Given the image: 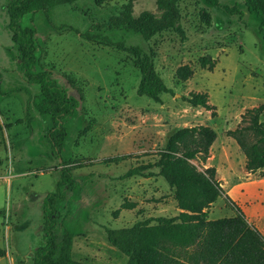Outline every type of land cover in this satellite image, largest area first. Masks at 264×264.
Wrapping results in <instances>:
<instances>
[{
    "label": "rangeland",
    "instance_id": "rangeland-1",
    "mask_svg": "<svg viewBox=\"0 0 264 264\" xmlns=\"http://www.w3.org/2000/svg\"><path fill=\"white\" fill-rule=\"evenodd\" d=\"M10 1L0 0V264H32L34 251L44 244L42 201L55 191L62 161L74 167L82 195L71 206L66 200L58 204L56 234H73L72 258L82 264H127L109 244L106 230L178 214L173 192L157 168L146 171L154 174L148 178H127L126 172L156 162L175 131L199 125L212 128L217 137L206 163H192L199 171L214 168L223 191L207 218L242 215L264 238V173L246 171L243 151L228 136L248 125L242 121L247 110L264 105V40L258 19L243 0H218L235 5L241 18L202 0H180L184 36L166 32L150 41L110 26L129 0H79L48 14L26 15L20 24L35 31L39 69L50 71L69 95L82 96L75 117L65 122L60 158L47 138L49 118L30 103L39 87L29 84L17 66L6 12ZM145 11L160 15L155 0L133 2L134 17ZM84 33L95 39L85 40ZM104 39L147 54L153 50L155 70L173 94H161L159 103L139 96L136 59L107 46ZM204 56L216 62L213 71L200 68ZM181 66L193 70L185 82L176 78ZM191 93H206L215 116L183 100ZM18 120L22 123L16 124ZM260 122L264 124V111ZM64 194L67 199L69 193ZM125 203L135 207L114 218L113 212Z\"/></svg>",
    "mask_w": 264,
    "mask_h": 264
},
{
    "label": "trees",
    "instance_id": "trees-1",
    "mask_svg": "<svg viewBox=\"0 0 264 264\" xmlns=\"http://www.w3.org/2000/svg\"><path fill=\"white\" fill-rule=\"evenodd\" d=\"M77 1L11 0L6 6L8 30L17 52L18 69L29 84L39 87L38 94L32 97L30 103L40 116L49 118L52 128L47 138L58 158L67 137L65 122L75 117L82 96L77 99L69 95L50 71L39 69L35 31L32 27L22 26L20 22L26 15L38 12L48 14L57 6ZM134 1L129 0L122 12L110 20V26L131 31L144 41L166 32L184 36L180 23V0H155L160 15L145 11L138 17L133 16ZM202 1L210 7L221 8L228 15L242 16L235 5H221L218 0ZM243 2L246 10L258 19V34L264 40V0ZM81 36L87 41L95 39L87 33ZM102 42L136 59L140 71L139 96L159 103L161 94H173L155 70L156 53L153 50L147 54L137 46L126 47L122 42L112 43L108 39ZM199 66L211 72L216 62L210 56H204L199 59ZM192 75L193 70L188 66L176 70V78L181 82L189 80ZM183 100L192 107L211 111L215 116L206 93H191ZM263 111L264 105L247 110L242 121L247 120L248 125L228 132L246 157L245 169L253 174L264 173V124L260 122ZM25 121L28 125L31 122L28 111ZM21 123L20 120L16 122ZM249 135L253 138L252 142H248ZM216 137V132L207 126L179 129L158 152L156 162L139 165L126 172L127 178H148L154 174L146 171L157 168L158 176L166 181L177 208L181 210L172 218H150L129 228L106 230L109 244L127 258V264H264V238L242 215L218 220L207 218L208 209L220 197L222 189L215 180L214 168L199 171L192 162L206 163ZM73 168L62 161L55 191L43 198L41 234L44 244L34 251L32 264H82L72 258L73 234L65 232L59 237L55 232L60 217L58 204L66 200L67 205L71 206L81 199L82 186L73 176ZM65 191L69 193L67 199ZM134 207L133 203H125L113 212V216L117 218L120 210ZM3 256L4 251L0 249V257Z\"/></svg>",
    "mask_w": 264,
    "mask_h": 264
},
{
    "label": "crops",
    "instance_id": "crops-1",
    "mask_svg": "<svg viewBox=\"0 0 264 264\" xmlns=\"http://www.w3.org/2000/svg\"><path fill=\"white\" fill-rule=\"evenodd\" d=\"M212 147V146H211ZM211 149V148H210ZM209 154H210V152H209ZM209 159V158H208ZM207 169V168H206ZM247 171V170H246ZM248 172V171H247ZM249 173V172H248ZM256 173H258V174H260L259 172H256ZM256 173H254V174H256ZM250 174H253V173H250ZM215 175H216V170H215ZM219 186H220V184H219ZM222 189V188H221ZM223 192V191H222ZM175 202V201H174ZM210 209V208H209ZM209 209H208V211H209ZM176 211H177V214H179L180 212H181V210H179L178 208H176ZM209 220V219H208ZM246 220V219H245ZM247 221V220H246ZM248 222V221H247ZM249 224V223H248ZM250 225V224H249ZM252 226V225H251ZM254 227V226H253ZM255 228V227H254Z\"/></svg>",
    "mask_w": 264,
    "mask_h": 264
}]
</instances>
